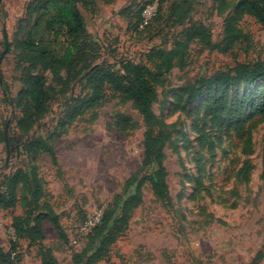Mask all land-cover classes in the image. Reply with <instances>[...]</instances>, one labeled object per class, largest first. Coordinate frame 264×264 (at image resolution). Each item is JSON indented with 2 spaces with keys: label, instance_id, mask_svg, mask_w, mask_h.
<instances>
[{
  "label": "rangeland",
  "instance_id": "1",
  "mask_svg": "<svg viewBox=\"0 0 264 264\" xmlns=\"http://www.w3.org/2000/svg\"><path fill=\"white\" fill-rule=\"evenodd\" d=\"M37 1L0 0V184L17 171H36L41 205L52 207L67 237L45 222L43 245L60 264H74L92 239L76 227L101 208L112 226L138 193L142 203L125 236L98 264H264V27L243 16L238 27L246 38L226 44V22L241 0H161L159 18L144 32L136 25L150 0H115L96 12L80 5L89 31L81 48L89 57L57 70L28 44L41 37L29 33ZM107 21L116 32L96 23ZM198 27L220 48L189 40ZM44 40L63 54V36L45 33ZM180 43L187 46L182 63L166 69L155 53ZM132 65L153 73L151 127L132 98L102 83L110 75L131 81ZM31 77L43 85L39 103ZM150 132L163 140L152 157ZM38 139L52 145L56 164L49 154L25 153ZM148 177L163 183V198ZM23 211L0 209L3 245ZM19 248L24 264H41L37 246L22 240Z\"/></svg>",
  "mask_w": 264,
  "mask_h": 264
},
{
  "label": "trees",
  "instance_id": "2",
  "mask_svg": "<svg viewBox=\"0 0 264 264\" xmlns=\"http://www.w3.org/2000/svg\"><path fill=\"white\" fill-rule=\"evenodd\" d=\"M107 4H112L115 0H102ZM154 0H150L141 10L139 21L136 29L140 32L146 31L159 18L160 6L156 17L144 29L140 30L142 22L143 9ZM159 0V4H160ZM80 5L86 9L92 8L94 0H38L35 5H32V14L35 15V21L29 30L30 35L41 37L37 41L30 40L29 46L32 50L39 53L41 62L51 67L54 70L60 68H68L77 64L79 61L87 59L88 53L81 48L83 39L88 36V30L84 16L80 10ZM254 17L264 27V0H241L237 6L234 16L230 17L225 25L226 44L231 46L238 40L246 38L243 31L238 27V23L243 16ZM53 33L54 37L63 36L65 38V49L61 56L55 54L45 46L44 34ZM89 37V36H88ZM199 39L211 50L219 49L220 46L213 44L207 32L198 27L189 36V40ZM187 46L183 43L177 45L176 49L165 52H156L155 55H160L162 64L166 69H169L175 64H181L184 57V49ZM223 50V49H220ZM131 73L134 74L131 81L122 82L118 78L110 75L103 77L106 79L116 92L132 98L138 105L148 127H151L155 114L152 108V91L153 85L151 73L147 67L131 66L129 67ZM30 95L32 99L39 103L44 97L42 90L43 85L41 80L35 77L29 79ZM101 84L96 89V95L92 98L89 105L94 106L100 100L101 91H103ZM163 143L162 139H158L152 135H148L146 142V155L152 157L158 155L160 145ZM25 153H29L32 157H38L41 154H49L54 164H56L55 152L52 145L44 139H38L26 148ZM153 188L154 193L163 198L161 193L165 190L162 182H155L152 177L147 179ZM26 187L27 193H24L23 188ZM20 190L23 193L20 194ZM44 199V190L38 175L35 170L31 172L17 171L14 175L5 178V183L0 184V209L5 211L14 210L17 207L23 209V214L13 218L12 227L16 234V240H10V250L6 253L0 246V264H23L27 255L21 251L19 244L22 240L29 241V245L37 246L39 248L38 256L41 259V264H59L53 251L43 245L45 241V233L43 224L50 222L59 237L66 240L67 237L63 232L59 218L53 211L52 207L45 203L41 205ZM142 203L141 195L135 194L126 200L124 203L121 216L110 226V220L107 216L106 208H104L103 216L99 225L86 238H91L88 247L79 255H74V264H98L108 256L110 248L114 243L125 236L128 229L129 222L132 218V213L135 208ZM86 221V220H85ZM84 221V222H85ZM82 222L81 224H83ZM79 224V225H81ZM78 225V226H79ZM100 233H102L100 235ZM12 253L16 254L15 259H12ZM261 254H258V257Z\"/></svg>",
  "mask_w": 264,
  "mask_h": 264
},
{
  "label": "built area",
  "instance_id": "3",
  "mask_svg": "<svg viewBox=\"0 0 264 264\" xmlns=\"http://www.w3.org/2000/svg\"><path fill=\"white\" fill-rule=\"evenodd\" d=\"M159 7V0H154L152 3L148 4L142 12V22L140 24V30L144 29L147 25H149L152 20L156 17ZM104 208H101L100 211H96L92 216H89L86 221L76 227V234L78 236H87L89 235L94 228H96L101 222L103 216ZM10 240H16V234L12 227L9 228ZM16 254L12 253V259H15Z\"/></svg>",
  "mask_w": 264,
  "mask_h": 264
},
{
  "label": "crops",
  "instance_id": "4",
  "mask_svg": "<svg viewBox=\"0 0 264 264\" xmlns=\"http://www.w3.org/2000/svg\"><path fill=\"white\" fill-rule=\"evenodd\" d=\"M94 6L92 7V8H90L91 10H94V12H96L95 11V9H97V8H100L103 4H107L106 2H102V0H94ZM108 5H110V4H108ZM80 10H81V12H82V14H83V16H84V11L86 12V10H82L81 9V7H80ZM94 12H92V13H94ZM84 19H85V23H86V28H87V30H88V24H87V20H86V17L84 16ZM96 20H98L99 21V17L98 16H96ZM96 23H99L100 24V26L102 25V24H104L100 29H105V26H106V29H108L109 30V32L110 33H114V32H116V29L112 26L113 24H114V21H107L106 23L105 22H103V23H101V22H96ZM99 26V27H100ZM89 32V31H88ZM105 34H106V32H105ZM107 35H108V33H107ZM21 215V214H20ZM19 216V215H18ZM1 243V245L2 246H5L6 247V249H4V251L7 253L9 250H10V245L9 244H5V245H3L2 244V242H0ZM54 256L57 258V256L54 254ZM26 260V259H25ZM57 260H58V262H59V264L61 263L60 262V260L57 258ZM24 264V263H23Z\"/></svg>",
  "mask_w": 264,
  "mask_h": 264
},
{
  "label": "water",
  "instance_id": "5",
  "mask_svg": "<svg viewBox=\"0 0 264 264\" xmlns=\"http://www.w3.org/2000/svg\"><path fill=\"white\" fill-rule=\"evenodd\" d=\"M6 146H7V156H9L10 149H9L8 141H6Z\"/></svg>",
  "mask_w": 264,
  "mask_h": 264
}]
</instances>
